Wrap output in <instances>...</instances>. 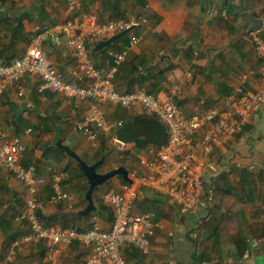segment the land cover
<instances>
[{"label": "crops", "instance_id": "1", "mask_svg": "<svg viewBox=\"0 0 264 264\" xmlns=\"http://www.w3.org/2000/svg\"><path fill=\"white\" fill-rule=\"evenodd\" d=\"M214 1L219 0H0V63L20 56L45 27L88 15H94L96 23L137 21L127 34L94 53V42L102 39L86 38L95 65L107 71L112 64L109 53L128 45L131 35L137 37L115 73L119 93L143 88L172 100L183 115L201 113L217 104L226 109V96L235 100L248 97L264 83V58L250 34L256 31L264 39V0H247L255 23L235 14L236 8L225 12V7H216ZM42 47L54 68L65 79L76 82L75 53L63 36L45 37ZM241 75H245L243 82L239 80ZM22 83L23 96L19 97L12 87L0 94V124L5 138L18 137L25 144L24 164L36 166L46 178L37 194L45 201L40 220L45 222L55 215L59 219L49 225L86 231L95 217L99 228L108 231L112 209L101 202L99 192L95 197L92 193V215H81L87 205L89 183L80 174L77 162L57 142L69 146L88 164L102 158L104 163L109 156L106 151L115 150L112 135L93 129L95 137L90 139L76 128L89 100L64 97L47 89L38 91L39 79L33 75L25 74ZM240 87L241 94L236 91ZM231 104L237 106L236 101ZM263 105L264 100L252 108L241 133L220 138L206 155L198 149L200 174L211 187L212 200L191 213L180 215L165 196L134 180L124 183L121 175L107 181L117 187L115 191H124L128 185L134 189L132 213L153 212L162 223L149 238L148 253L130 244L121 246L128 264H169L171 260L176 264H264ZM99 108L110 122L144 113L139 106L121 108L109 102L99 103ZM3 140L0 136V143ZM130 146L137 153L129 166L122 162L130 158L127 153L128 158L118 157L119 161L109 162L111 165L101 172L120 165L127 168L128 175L134 168L147 172L140 161L153 159V154L133 148V143L124 150ZM57 171L65 173L62 188L74 198L51 204L47 202L52 191L49 176ZM28 197L26 186L0 167V264L12 242L29 231L22 218ZM13 235L17 237L12 241ZM14 249L10 264H46L44 240L20 242ZM90 251V245L74 239L60 248V264H88Z\"/></svg>", "mask_w": 264, "mask_h": 264}, {"label": "built area", "instance_id": "2", "mask_svg": "<svg viewBox=\"0 0 264 264\" xmlns=\"http://www.w3.org/2000/svg\"><path fill=\"white\" fill-rule=\"evenodd\" d=\"M135 25L137 21L121 19L96 23L95 16L88 15L45 27L27 43L20 56L8 63H0V94L12 87L19 97L23 96L25 86L22 78L28 74L39 79L38 91L47 89L64 97L89 100V107L83 119L76 122V128L90 139L95 137L93 129L111 134L114 149L117 151H123L127 145L117 140L114 134L122 120L106 121L99 103L109 102L121 108L141 107L144 113L165 125L168 136L163 144L148 148L147 151L153 154V159H141L140 164L147 172L141 173L138 168H134L129 176L137 183L149 187L151 191L165 196L176 205L180 215H185L193 212L200 204L207 205L212 200L211 187L200 174L198 149L206 155L212 151L213 145L220 138L241 133L251 111L264 100V83L248 97L243 95L245 98L235 100L234 97L226 96V109L217 104L193 115H183L172 100L161 99L143 88L119 93L115 84V73L118 66L126 60L129 48L137 42V37L131 35L128 45L109 53L112 64L107 71H102L95 65L86 46V38L105 39ZM55 34H61L66 44L74 50L76 82L65 79L54 68L43 50L45 37ZM250 34L264 58L263 37L256 34V31ZM244 79L245 75L239 78L240 82ZM171 91L175 93L176 89ZM236 91L241 94V87ZM233 101L237 102V106H232ZM4 134L0 124V136L4 138L0 143V167L9 170L27 188L29 197L22 218L28 222L29 231L22 235L20 240L12 242L3 264L11 263L15 253L14 247L20 242L37 240L46 241V264H60V248H66L74 239L90 245L88 264H128L121 252L123 244H131L142 253H148L149 238L156 228L162 227V223L153 212H131L136 193L129 185L124 191L111 190L102 195L103 203L111 207L113 214L108 231L99 228L95 217H92L91 226L86 231L44 224L37 211L43 208L45 202L40 200L37 194L45 184L46 178L37 172L34 165H24L25 144L18 137L5 138ZM64 177L63 171L50 174L52 193L47 202L56 204L61 200H73V195L62 188ZM169 264L176 262L171 260Z\"/></svg>", "mask_w": 264, "mask_h": 264}, {"label": "water", "instance_id": "3", "mask_svg": "<svg viewBox=\"0 0 264 264\" xmlns=\"http://www.w3.org/2000/svg\"><path fill=\"white\" fill-rule=\"evenodd\" d=\"M214 5L219 8L225 7V12L227 13L230 11V9L236 8L235 14L247 18L251 20L252 23H255L254 17L251 11H249L250 9L249 5L247 4V0H219L214 1ZM242 12L243 15H241ZM132 28L133 27L124 29L104 40L102 39L95 41L92 47V53L104 48L110 42L124 36ZM19 112L20 110H16V114H19ZM114 134L117 140L125 144L134 143L137 139L143 138L149 144L159 146L166 141L168 131L165 125L158 119L146 113H139L134 115L129 120H123L120 126L115 130ZM57 146L63 149L68 156L73 158L78 163L82 173L88 180L89 186L85 195V198L87 199V205L82 211H80L81 215H87L95 209L92 199V192L96 186L102 185L105 181L110 180L117 175H121L122 178L128 183L133 181L128 175L127 168L123 165L106 172H98L97 167L103 163L104 158L95 163L88 164L81 158L80 155L70 149L69 146L63 145L61 142H57ZM184 264H186V262Z\"/></svg>", "mask_w": 264, "mask_h": 264}, {"label": "rangeland", "instance_id": "4", "mask_svg": "<svg viewBox=\"0 0 264 264\" xmlns=\"http://www.w3.org/2000/svg\"><path fill=\"white\" fill-rule=\"evenodd\" d=\"M263 107H264V105H263ZM69 121H70V119H69ZM71 122V121H70ZM263 122H264V117H263ZM132 146V145H131ZM130 146V148H128L129 149V151H131V153H129V156H130V158L128 159V160H122V162L123 163H125V165H128L129 166V161H132V160H134L135 158H136V153L137 152H134L133 151V149L131 150V147ZM133 148H134V146H133ZM107 154L109 155L108 157H107V160H105V162L103 163V164H101V165H99L98 167H97V171L98 172H101V171H104L105 169H107L111 164L109 163V162H113L114 163V161H119V158H121V157H126V158H128V156H126V155H124V154H120V152H117V151H115V150H112L111 148H109L107 151ZM119 157V158H118ZM86 161H88V159L86 158V157H83ZM133 168V167H132ZM109 181V180H108ZM105 183H107V184H104V185H102V186H98V188L94 191V197H95V195H96V193L97 192H99L100 193V200H101V202H103L102 201V195L105 193V192H107V191H111V190H117V187H115V185L114 184H108V182H105ZM214 193V192H213ZM95 201V200H94Z\"/></svg>", "mask_w": 264, "mask_h": 264}, {"label": "trees", "instance_id": "5", "mask_svg": "<svg viewBox=\"0 0 264 264\" xmlns=\"http://www.w3.org/2000/svg\"><path fill=\"white\" fill-rule=\"evenodd\" d=\"M134 147H136L137 149H139V150H142V151H147V148L149 147V146H152V144H149L147 141H145L143 138H139V139H137L134 143ZM57 148V147H56ZM57 149H59V148H57ZM120 152H122V154H124V155H126L127 153H130V151L129 150H123V151H120ZM25 166H28L27 164H24ZM76 166L78 167V169H79V172H80V174L82 175V176H84V174L82 173V171H81V168H80V166L78 165V163H76ZM36 167V166H35ZM85 177V176H84ZM108 181V180H107ZM107 181H105V182H107ZM122 181L124 182V183H127L125 180H123L122 179ZM62 184V183H61ZM47 185H49V184H47ZM50 187V186H49ZM98 188V186H96L94 189H93V192L92 193H94V191L96 190ZM51 193H52V191H50V194H49V196L51 195ZM48 196V197H49ZM40 200H42L43 202H45L44 201V199H42V198H39ZM48 200V199H47ZM26 202V201H25ZM39 211L40 210H38L37 211V213L39 214V216H40V218H41V214L39 213ZM90 215H92V211L90 212V213H88L86 216H90ZM82 217V216H81ZM42 219V218H41ZM59 219V218H58ZM57 218H56V216L55 215H52L51 217H49V218H46V220H45V222L43 221V223H45L46 225H49V222H50V224H54L53 222H56L57 220H58ZM60 220H61V217H60ZM26 223L28 224V222L26 221ZM54 226V225H53ZM91 226V225H90ZM63 228H65V227H63ZM17 237V235H13V236H11V240L12 239H14V238H16ZM10 240V241H11ZM13 241V240H12ZM131 245V244H130Z\"/></svg>", "mask_w": 264, "mask_h": 264}]
</instances>
